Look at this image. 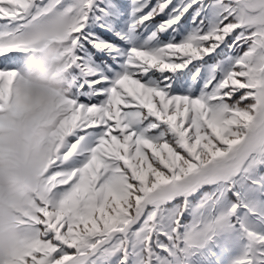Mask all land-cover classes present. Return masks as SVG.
I'll list each match as a JSON object with an SVG mask.
<instances>
[{"label":"snow or ice","instance_id":"obj_1","mask_svg":"<svg viewBox=\"0 0 264 264\" xmlns=\"http://www.w3.org/2000/svg\"><path fill=\"white\" fill-rule=\"evenodd\" d=\"M64 27L63 134L10 264H264V0H0V112Z\"/></svg>","mask_w":264,"mask_h":264},{"label":"clouds","instance_id":"obj_2","mask_svg":"<svg viewBox=\"0 0 264 264\" xmlns=\"http://www.w3.org/2000/svg\"><path fill=\"white\" fill-rule=\"evenodd\" d=\"M74 56L68 27L39 39L21 69L20 103L0 112V264H10L20 247L21 220L41 195L57 153Z\"/></svg>","mask_w":264,"mask_h":264}]
</instances>
